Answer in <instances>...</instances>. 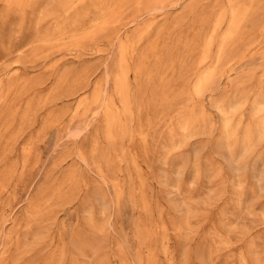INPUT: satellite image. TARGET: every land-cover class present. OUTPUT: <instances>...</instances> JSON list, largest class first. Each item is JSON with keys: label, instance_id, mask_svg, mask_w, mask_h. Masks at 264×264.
I'll return each mask as SVG.
<instances>
[{"label": "rangeland", "instance_id": "374dc122", "mask_svg": "<svg viewBox=\"0 0 264 264\" xmlns=\"http://www.w3.org/2000/svg\"><path fill=\"white\" fill-rule=\"evenodd\" d=\"M151 3L0 0V264H264V0Z\"/></svg>", "mask_w": 264, "mask_h": 264}, {"label": "bare ground", "instance_id": "6f19581e", "mask_svg": "<svg viewBox=\"0 0 264 264\" xmlns=\"http://www.w3.org/2000/svg\"><path fill=\"white\" fill-rule=\"evenodd\" d=\"M137 1H140V0H137ZM160 1L161 0H152V3L151 4H157ZM36 3H37V0H11V4L12 5H15V6H17L18 8H21V9L22 8H25L27 6L30 7V8H32V9H35V7L37 5ZM238 5H240V4H238ZM245 15L246 14L244 12H241V11H234L232 13V19L230 21L228 30L226 31L225 35L221 39V43H220V56H219V58H222V57L226 56V54H227V47L233 42L234 38L236 37V35L238 33V30L240 29V26L242 24V21L245 18ZM110 17H111V20H112V15ZM107 19H106L105 22H107ZM115 23H116V21H115ZM221 25H222V21H221ZM152 28H153L152 26H149L145 30L139 32L137 34V37L134 38V42H136L137 40H141V38H143V36L145 35V33H147L148 31H150ZM141 41H143V39ZM213 44H214V42H213L212 39H209L206 42V44L204 46L203 61H207L210 58V51H211V48H212ZM129 54H130L129 48H127V47L123 48L122 54H121V58H120V62H119V66H118L119 67V72H117L118 74H117V78H116L117 88H118L117 96H118V98L121 101L122 107H120L121 109H119L117 107V105L115 104L114 100H112L107 105V109H106V111H107V114H106V125H107V128H108V134H110V138L111 139H113V138L116 137L115 134H127V132L129 130L124 125L123 117H124V115H127V114L133 116V114H132V107H131L132 106V99H131L130 87H129L130 86V72H131V67H130L131 64L129 63V58H128L129 57ZM221 62H222V60H221ZM216 70H218L217 67H216ZM214 75H215L214 71L207 70L202 76L199 77L198 82H197V85L195 87V93L197 95L200 96L206 90L209 89V86L211 85V83H212V81L214 79ZM5 79H7V78H5ZM98 99H99V95L96 93L95 99H94V101L92 103L89 104V107H92L93 105H95V103L98 102ZM261 104H264V97L262 99H260L256 103V110H255L253 116H255V115L259 114V113H262V111H264V109H262L260 107ZM256 125L259 128L260 132L261 133H264V119L261 120L260 122H258ZM226 129H227V131L230 129V123L226 125ZM251 133H252V130H249V134H251Z\"/></svg>", "mask_w": 264, "mask_h": 264}]
</instances>
